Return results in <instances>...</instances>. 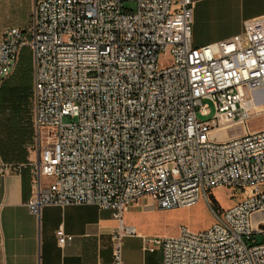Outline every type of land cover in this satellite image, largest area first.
<instances>
[{
    "label": "built area",
    "instance_id": "obj_1",
    "mask_svg": "<svg viewBox=\"0 0 264 264\" xmlns=\"http://www.w3.org/2000/svg\"><path fill=\"white\" fill-rule=\"evenodd\" d=\"M194 3L33 0L31 26L2 33L0 91L22 49L32 50L38 155L0 164V175L31 167L35 215L45 206L112 210V264L123 263V238L137 234L123 219L133 204L190 207L216 188L245 196L213 209L207 229L147 236L144 249L161 250L162 264H264V129L219 139L264 113L254 104L264 89V14L195 47ZM210 103L213 117L201 118ZM56 236L61 246L73 239L62 226Z\"/></svg>",
    "mask_w": 264,
    "mask_h": 264
},
{
    "label": "crops",
    "instance_id": "obj_2",
    "mask_svg": "<svg viewBox=\"0 0 264 264\" xmlns=\"http://www.w3.org/2000/svg\"><path fill=\"white\" fill-rule=\"evenodd\" d=\"M195 1L192 24L195 47L229 39L243 31L246 20L264 14V0H242V19L235 25L229 22L235 0ZM257 97L260 101L264 99V89ZM5 135V128L0 125V164L11 162ZM0 184V264H112V234L119 226L112 210L85 204L45 206L40 215L31 213L26 205L33 191L30 166L20 171L11 168L7 175H0ZM155 209L159 208L153 200L143 198L124 213V223L134 226L137 234L123 238L122 264H162L161 250L144 249V238L152 235L139 219L141 214L154 213ZM61 226L73 236L64 246L59 245L56 236Z\"/></svg>",
    "mask_w": 264,
    "mask_h": 264
},
{
    "label": "rangeland",
    "instance_id": "obj_3",
    "mask_svg": "<svg viewBox=\"0 0 264 264\" xmlns=\"http://www.w3.org/2000/svg\"><path fill=\"white\" fill-rule=\"evenodd\" d=\"M234 2L229 22L230 24L238 25L242 19L244 2L242 0H235ZM127 6L132 9L135 8L134 3H127ZM195 6L196 1L194 9ZM32 14L33 0H0V40L6 28L19 27L28 29L32 24ZM165 58H167L165 55L160 56V64L165 63ZM14 72L6 80L3 87L0 105V125H3V128L6 130L5 142L11 162H32L38 155L34 134H30L32 129L27 125L22 126L12 117V111H16L18 95L16 88L19 85H23L28 90L34 83V61L30 46H25L22 49L17 73ZM257 102L259 108H264V99L260 101L257 98ZM210 108L211 115L200 117L204 119L212 118L215 110L211 103ZM69 120L66 117L64 122H68ZM263 129L264 113L261 116L249 119L246 122L245 128H231L225 130L220 135L235 137L236 135H242L244 130L245 132L252 133ZM22 158L23 160H21ZM244 196L240 191L230 188H216L208 193L209 202L202 198L190 207L169 210L159 208L155 209L154 213L141 214L139 219L152 236H177L183 227L197 232L207 229L213 224V209L219 211L228 208L242 200Z\"/></svg>",
    "mask_w": 264,
    "mask_h": 264
},
{
    "label": "trees",
    "instance_id": "obj_4",
    "mask_svg": "<svg viewBox=\"0 0 264 264\" xmlns=\"http://www.w3.org/2000/svg\"><path fill=\"white\" fill-rule=\"evenodd\" d=\"M19 63H20V59H19ZM18 65L14 73H17ZM5 82L0 91V105H1L2 91L5 85ZM16 90L18 92L17 100H16L17 101L16 111L14 110L12 111V117L15 118V120L22 126L24 125L29 126L32 129L30 134L33 133L35 137L36 130H35V104H34V97H33V85L28 90L23 85H19L16 88ZM21 163H26V162H9L7 164L17 165Z\"/></svg>",
    "mask_w": 264,
    "mask_h": 264
},
{
    "label": "bare ground",
    "instance_id": "obj_5",
    "mask_svg": "<svg viewBox=\"0 0 264 264\" xmlns=\"http://www.w3.org/2000/svg\"><path fill=\"white\" fill-rule=\"evenodd\" d=\"M257 94H258V92L255 93V103H254V104H255V107H256V108L261 109L262 107L259 108V106H258V102H256V100H257V98H258V97H257Z\"/></svg>",
    "mask_w": 264,
    "mask_h": 264
}]
</instances>
